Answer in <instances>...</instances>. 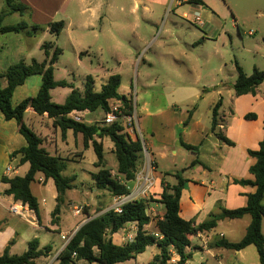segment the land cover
I'll return each mask as SVG.
<instances>
[{"label":"rangeland","instance_id":"rangeland-1","mask_svg":"<svg viewBox=\"0 0 264 264\" xmlns=\"http://www.w3.org/2000/svg\"><path fill=\"white\" fill-rule=\"evenodd\" d=\"M202 1V5H186L183 10L178 6V0H51L46 5L48 11L35 13L34 17L31 11L23 20L30 25L37 21L45 28L48 23L64 22V28L59 35L49 28L39 32L30 28L33 35L23 37L31 49L28 61L46 59L41 46L49 43L53 45L51 53L55 48L62 50L54 66L56 81H68L83 91L87 77L92 76L96 91H101L110 76L120 75L119 93L132 97L139 119L145 117L143 108L150 111L161 108L171 110L162 123L173 121L174 114L188 112L195 113L201 123L211 127L213 110L220 100L227 112L237 105L238 98L233 89L238 77L237 64L248 76L255 68L264 71V0ZM183 11L187 12L188 19L183 18ZM196 13H199L201 23L195 20ZM52 91L53 102L64 104L72 89ZM259 96L264 98V83L259 87ZM102 115L103 111L98 110L87 119ZM146 123L152 126L154 122L147 118ZM27 125L43 137L44 147L51 155L62 158L66 165L63 175L76 176L73 187L64 195L60 212V228L70 231L84 217V209L82 216L74 215L75 206L87 205L95 213L99 208L98 196L101 197L102 192L96 190L93 179L99 171L95 166L96 153L92 146L85 147L81 134L70 131L64 138L61 131L47 126L41 117L36 116L32 121L27 119ZM176 128L180 141L184 126ZM162 129L169 132L172 125L164 124ZM135 130L140 140L147 144L148 139L141 134L138 124ZM103 144L104 167L116 171L118 161L112 152L114 144L110 138H105ZM175 150L177 155L169 151L165 160H161L159 154L155 156L158 172L181 173L194 161L196 154L192 151L179 145ZM148 152L151 156L150 149ZM144 161L143 156L141 166ZM168 180L176 182L171 176ZM32 189L39 198V216L42 223H46L47 219L53 218L46 210L54 202L56 189L50 185L45 188L37 181ZM105 193L102 196H107ZM43 199L47 202L46 207H42ZM244 200L246 202V197ZM221 207L217 204L207 219L219 213ZM250 219L245 216L226 220L219 223L212 234H206L217 238L223 233L227 240L239 242L247 232ZM32 232L35 233L30 226L29 233ZM41 235V241L54 249L63 244L59 232L44 231ZM26 250L27 245L19 243L15 253L21 255ZM222 250L226 252L221 260L223 264H259L254 245L243 250V259L235 250ZM212 251L219 253L217 249ZM151 256L149 249L138 261L119 264H149ZM206 258L202 262L199 256L189 264H218L214 257Z\"/></svg>","mask_w":264,"mask_h":264},{"label":"trees","instance_id":"trees-1","mask_svg":"<svg viewBox=\"0 0 264 264\" xmlns=\"http://www.w3.org/2000/svg\"><path fill=\"white\" fill-rule=\"evenodd\" d=\"M189 3L200 4L203 2L202 0H190ZM31 11V8L21 0H5V6L0 13V34L25 33L31 36L33 33L30 28L35 32L49 28L56 35L62 32L64 22L49 23L47 28L30 25L24 20L13 26L3 25V21L11 15L18 13L24 18ZM52 48L53 45L49 43L42 45L46 60L41 63L36 60L29 64L21 61L0 73V77L7 81L6 87L0 86V111L6 120L17 121L18 131L27 141V146L20 150V153L24 154L22 163L30 165L29 171L24 177L3 179V182L9 185L5 194L13 196L15 202L27 204L31 210L38 214L39 202L33 194L31 186L36 181L37 175L41 173L46 180L52 179L55 183L57 206L52 215L54 219H57L61 212V204L64 202V195L73 187L76 176L65 177L63 175L66 165L62 158L51 155L43 147L44 139L27 125L25 114L28 109L32 108L40 116L47 114L52 120V125L61 129L64 138L67 131L72 130L76 135L81 134L83 136L86 148L93 147L97 157L95 166L99 169L93 175L95 188L99 192L108 193L112 202L117 197L130 194L129 185L135 181L144 155L139 136L137 134L135 136L128 135L122 122L110 126L104 125V123L102 125H88L84 122H76L70 117L72 113L96 112L98 110L107 114L116 105L125 114H132L134 111L132 97L119 93L121 76L112 75L108 82L102 86L101 91H96L94 78L88 76L84 90L80 91L68 81L55 80L54 66L62 54V50L55 48L51 53ZM237 70L238 77L233 85L235 95L237 97L248 94L256 95L258 87L264 83V71L255 68L252 75L248 76L238 64ZM33 76H41L42 78L37 96L29 97L19 105L13 106L12 98L15 90ZM57 88L72 89L64 104L53 102L51 91ZM222 103L223 101L220 100L214 107L211 132L227 145L233 146L234 143L224 136L219 129L218 116ZM59 117L61 119H58ZM246 119L254 120L256 115L248 114ZM104 138H110L114 144L112 152L118 161L115 174L112 173L111 169L104 167ZM182 145L194 154L199 153L198 147L184 142ZM248 155L254 160L249 168V175L252 178L232 180L234 184L251 190L244 194L246 197L244 207L234 210L221 207L219 213L210 215L209 219L200 224L195 221H186L180 216V202L187 181L181 174H176L177 183L175 185L165 184L159 200L164 208L163 219L156 222L161 238L145 229L152 220L148 215V207L150 202L155 201L153 196L157 194L153 192L150 194L151 199H141L125 204L121 214L107 210L82 225L59 254L58 264H80V262L85 264H119L136 260L139 255L145 253L148 247L155 245L158 247L159 253L153 257L150 264H169L172 261L173 253L177 255V264H187L193 258L192 237L214 230L220 221L242 219L245 216L251 217V223L241 241L232 243L222 238L215 242L214 246L242 251L254 245L259 256V264H264V234L262 232L264 219V139L260 142L259 149L249 150ZM197 164H200L198 158L192 162L191 166ZM88 210L87 207H84L83 212ZM104 210L103 207L97 208V212L94 211L93 214H89L88 218ZM129 224L137 225L135 240L123 245L115 244L112 236L123 231ZM51 251V246L41 249L39 240L33 239L29 242L28 249L21 255H11L9 249H5L4 253L0 255V264H37L39 259L47 257Z\"/></svg>","mask_w":264,"mask_h":264},{"label":"crops","instance_id":"crops-1","mask_svg":"<svg viewBox=\"0 0 264 264\" xmlns=\"http://www.w3.org/2000/svg\"><path fill=\"white\" fill-rule=\"evenodd\" d=\"M189 1L190 0H178V6H180L184 10L186 8V5H202V3L190 4ZM21 2L28 5L32 9L34 17L35 13L39 14L48 11L46 5H49L51 3V0H21ZM4 6L5 0H0V13ZM16 17L21 16L18 13L13 14L3 21V25L13 26L20 23L22 17L19 20ZM183 18L188 19V14L186 11H183ZM34 22L35 25H39L37 21ZM24 36L30 37L25 33L0 34V73L6 71L9 67L18 64L21 61L29 64L28 60L31 58V49L28 41L24 40ZM44 60L36 61L41 63ZM176 62L178 61L176 60ZM187 71L191 72L189 68H187ZM41 82V76H33L30 77L24 85L19 86L15 90L12 98L13 106L19 105L23 100L29 97L37 96L40 90ZM0 86L3 88L7 86V81L5 78L0 77ZM259 87L257 89L256 95L248 94L237 97V105L229 112L224 109V105L222 103L218 116L219 129L224 134V136H226L231 142L234 143L233 146L227 145L225 142L217 138L211 132V127L204 123H201L200 120L195 117V113L189 114L188 112H179L177 114H174L175 118H173V121L169 123L165 121L162 123V121L165 120V116L171 114V110H162L161 108H159L157 109V111H150L146 107L143 108L145 117H141L139 119L137 116V124L141 134H144L148 139V143L145 144L147 151H149V149L151 150V156L150 154L149 156L153 162V170L150 171V175L155 178V186L150 194H153V192L157 194L156 196H153V199L155 201L149 203L148 215L152 220L150 224L145 228L147 232L151 234L159 232L156 227V222L163 219L164 216V208L159 200L161 194L163 193L165 184L175 185L177 183L175 177L176 174H181L182 177L187 181L184 185L180 202V216L186 221H195L197 224L205 222L207 220V216L217 204H221L222 208H226L229 210H234L245 206L246 202L244 200V194L249 193L251 190L244 189L240 185L234 184L232 180L248 178L249 168L254 162V160H252V158L248 155V151L258 150L260 142L264 139V98L260 96L258 97ZM52 92L53 91H51V93ZM242 104L244 106H240ZM92 114H95V112L86 111L78 113L76 115L81 117L82 122L88 125H102L105 117L104 112L101 117L87 119ZM248 114H255L256 119L247 120L246 116ZM36 116L41 117L46 125L55 129L56 132L61 131L60 128H56L52 125V120L49 119L47 114L43 116L37 115V113H35L32 108L26 111L25 122L27 123V119L28 121H32ZM147 118L153 119L154 123L152 126H149L146 123ZM186 122L187 124L185 125ZM164 124L170 126L172 125V129H170L169 132L164 131V129H162ZM179 125L184 126V129L181 131V136L183 139L181 138L180 141L178 140V132L176 128ZM70 131L72 130L67 131L66 136L70 133ZM104 140L105 138L103 139V142ZM182 142L199 148V153L195 155V159L198 158L200 164H197L195 166L190 165L188 168L183 169L181 173H169L167 171L166 173L158 172L159 164L155 156H158L159 154L160 159L165 160L167 158V155L169 154V151L170 153H172V155H177L178 152L175 150V148L177 147V145H179V147H183ZM26 146L27 141L19 133L17 121L6 120L2 112L0 111V255H2L7 248L9 249V253L11 255H16L15 250L18 247L19 243H25L28 249L29 242L33 239H38L41 249H45L47 246H51L52 251L48 253L47 257L39 259L37 261V264H58L59 254L67 245V241L65 242L62 239V236H69V242L82 225L87 223L93 217L99 216L109 210L112 204V198L108 193L107 196H102L105 193L102 192L101 197L98 196V203H100L99 208L103 207L105 208V210L97 215L92 216L91 218H88V215L93 214L94 210L83 212V219L79 223H77L76 226L70 231H64L60 228V215L57 219H47L46 223H42L39 213L37 214L34 212V215L38 220V224L33 225L21 216L14 214L11 211V207L16 202L13 196H8L5 194V191L9 189V185L4 183L3 179L24 177L28 173L30 165L28 163H22L24 154L20 153V150L25 148ZM144 165L145 161L143 165L140 166V168L142 169ZM8 167H11V169L13 170V173L9 178L5 177V172ZM112 173H116V171L112 170ZM168 176H171L173 179H175L176 182L169 181ZM36 181L40 185H44L45 188L48 185H50L51 187H55L54 181L52 179L46 180L44 175L41 173L37 175ZM134 187L135 182L129 185L130 192L134 189ZM32 192L39 202V198L34 193L33 189ZM150 194L146 198V200H148L149 198L151 199ZM56 198L57 190L55 191V194L53 196L54 202L46 210L47 214H53V211L57 206ZM46 206L47 202L45 199H43L42 207ZM81 207L90 208L87 205ZM224 221L226 220L220 221L219 223H223ZM55 225H58L57 228L55 227ZM30 226L35 233H29ZM263 226L264 219L262 222V232ZM136 230V224H129L123 231L114 234L112 236V239L115 244L123 245L126 243V238L128 235H136ZM44 231L59 232L63 244L59 248L54 249V247L49 243L42 242L41 233H43ZM210 232L212 234V231ZM206 233L198 234L197 236L191 238V250H193V258L187 264L191 263L192 260H195L199 256L202 262L203 258L210 256L217 259L218 264H223L221 260L223 259V255L226 252L222 250L224 248H216L214 244L222 238L227 240L225 238V234L221 233L219 237L216 238L215 235L210 237ZM149 249H151L152 253L151 260L149 261L150 264L153 257L159 253V249L156 245L151 246L147 248L145 253ZM214 249H217L219 253L215 254L212 251ZM145 253L139 255L136 261H138L139 258ZM237 254L239 258L243 259L245 252H243V250L237 251ZM177 261V255L173 253L172 261L169 264H177ZM80 264L85 263L80 262Z\"/></svg>","mask_w":264,"mask_h":264},{"label":"built area","instance_id":"built-area-1","mask_svg":"<svg viewBox=\"0 0 264 264\" xmlns=\"http://www.w3.org/2000/svg\"><path fill=\"white\" fill-rule=\"evenodd\" d=\"M196 21L201 23L200 20V15L199 13L195 14ZM134 108V107H133ZM135 109V108H134ZM78 113H72L70 114V117L73 118L76 122H82V118L76 115ZM117 122H122L125 127H126V132L130 136H135L136 130L135 126L137 124V117H136V112L133 111L132 114H125L123 110L119 106H113L112 109L105 114L103 123L104 125L110 126L113 125ZM142 142V141H141ZM143 145V153H144V158H145V165L144 167L138 171L135 179V187L134 189L130 192L129 195L117 197L113 200L109 210H113L114 212L121 214L123 212V206L129 202L136 201V200H141V199H146L151 191L153 190L155 186V178L150 175V171L153 170V162L150 159L149 153L147 151L146 145L144 142H142ZM13 173V170L11 167H8L5 172V177H11ZM84 207H74V214L76 216H80L82 210ZM11 211L24 218L28 222H30L33 225L38 224V220L36 216L34 215V211L30 209V207L27 204H24L22 202H16L12 207ZM137 231V230H136ZM156 237H160L159 233H154ZM136 235H128L126 238V243L127 242H133L135 240ZM68 238L69 236L63 235L62 239L68 244ZM76 256V254H74Z\"/></svg>","mask_w":264,"mask_h":264},{"label":"water","instance_id":"water-1","mask_svg":"<svg viewBox=\"0 0 264 264\" xmlns=\"http://www.w3.org/2000/svg\"><path fill=\"white\" fill-rule=\"evenodd\" d=\"M58 119H61V117H59Z\"/></svg>","mask_w":264,"mask_h":264}]
</instances>
